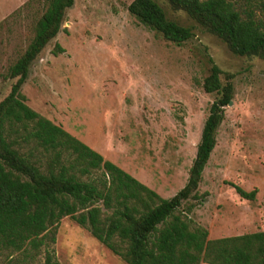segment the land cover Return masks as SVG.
<instances>
[{"label": "rangeland", "instance_id": "rangeland-1", "mask_svg": "<svg viewBox=\"0 0 264 264\" xmlns=\"http://www.w3.org/2000/svg\"><path fill=\"white\" fill-rule=\"evenodd\" d=\"M132 0H74L59 32L38 55L20 88L32 111L59 126L135 180L167 199L184 184L214 94L201 88L208 59L233 75L189 215L207 239L264 230V62L236 57L194 28L180 45L162 40L126 10ZM169 19L191 21L154 0ZM44 0H0V75L32 36ZM57 43L63 53L50 50ZM13 80L0 77V100ZM256 189L252 201L234 190ZM58 264H125L68 218L49 246ZM43 248L0 249V264H42ZM202 264V263H201Z\"/></svg>", "mask_w": 264, "mask_h": 264}, {"label": "trees", "instance_id": "trees-1", "mask_svg": "<svg viewBox=\"0 0 264 264\" xmlns=\"http://www.w3.org/2000/svg\"><path fill=\"white\" fill-rule=\"evenodd\" d=\"M74 0H44L32 36L0 77L13 80L0 100V249L43 248L42 264H58L49 247L66 217L125 264H264V230L207 239L189 218L207 193H198L233 75L208 59L201 88L214 94L183 186L163 199L59 126L32 111L20 92L38 55L64 31ZM190 26L169 19L154 0H132L130 16L162 40L180 45L194 28L215 37L236 57L264 62V0H164ZM63 53L55 43L50 50ZM237 195L252 201L256 189Z\"/></svg>", "mask_w": 264, "mask_h": 264}, {"label": "water", "instance_id": "water-1", "mask_svg": "<svg viewBox=\"0 0 264 264\" xmlns=\"http://www.w3.org/2000/svg\"><path fill=\"white\" fill-rule=\"evenodd\" d=\"M231 102H228V105H230Z\"/></svg>", "mask_w": 264, "mask_h": 264}]
</instances>
